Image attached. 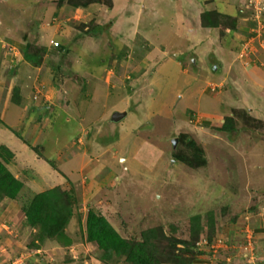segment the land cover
<instances>
[{
    "label": "rangeland",
    "instance_id": "obj_1",
    "mask_svg": "<svg viewBox=\"0 0 264 264\" xmlns=\"http://www.w3.org/2000/svg\"><path fill=\"white\" fill-rule=\"evenodd\" d=\"M179 1L0 0V126L12 140L0 133V143L23 184L0 200V263L105 264L83 236L93 211L126 240L155 232L161 260L184 259L169 238L207 264H264L254 232L264 227V1L205 0L207 12L251 20L258 39L233 54L209 46L245 37L225 36L234 31L224 17L201 30L189 14L198 9ZM17 45L41 50L39 63ZM225 119L232 130H220ZM192 141L204 165L180 161L193 164ZM56 186L75 196L70 242L36 246L41 231L23 209Z\"/></svg>",
    "mask_w": 264,
    "mask_h": 264
},
{
    "label": "trees",
    "instance_id": "obj_2",
    "mask_svg": "<svg viewBox=\"0 0 264 264\" xmlns=\"http://www.w3.org/2000/svg\"><path fill=\"white\" fill-rule=\"evenodd\" d=\"M67 2L72 8H80L97 3L99 0H67ZM200 21L201 26L206 28H216L221 23H223L221 26L227 24L230 30H235L236 28V19H231L230 16H225L217 12L202 13ZM21 51L23 53V59L26 62L30 64L39 63L41 50L36 49L35 52L29 53L26 50V46H24ZM225 121L220 130H232L229 120L225 119ZM190 144L193 147L191 153L193 156V164L189 158L182 156L180 157V161H185L190 167H198V164L204 165L205 160L202 156V149L196 146L193 141ZM10 156L12 154L9 150L4 146H0V200L3 198L10 200L17 199L19 192L23 188V184L11 174L6 166L11 160H9L11 158ZM74 202L75 196L73 190L66 191L58 186L37 193L32 197L23 209V213L27 225L29 227H38L41 231L36 246H41L46 241L63 242L64 244L70 242L65 231L72 217L71 208ZM82 227L84 240L95 245L101 252L100 260L105 264H108L114 257H124L125 264H198L204 262L203 259H199V253L192 251L194 248L189 245L188 241L185 240L179 243L166 237L167 240L172 241V246L175 247V250H177V245L182 244L183 248L185 247L184 249L180 248L184 250V259L174 250L176 254L173 252L161 260L158 258V255L162 251L159 249L160 246H157V243L154 242L156 237L155 232L143 233L141 242L126 240L118 234L105 217L93 211L87 213ZM180 249L179 251H181ZM186 254L189 255L188 258H185Z\"/></svg>",
    "mask_w": 264,
    "mask_h": 264
},
{
    "label": "crops",
    "instance_id": "obj_3",
    "mask_svg": "<svg viewBox=\"0 0 264 264\" xmlns=\"http://www.w3.org/2000/svg\"><path fill=\"white\" fill-rule=\"evenodd\" d=\"M170 1H173L172 3L173 4H176L177 5V2L176 1H179V0H170ZM245 0H238V2L240 3V2H244ZM249 1H252V0H249ZM255 2L256 1H260V0H254ZM262 1H264V0H262ZM180 2V1H179ZM184 2H185V4H186V7H187V10L190 8V7H194V8H197L198 9V11H193V10H191L190 12H189V14L190 15H193L194 16V18H200V14L202 13V12H207V10H209L208 8H211V5L214 3V2H212V3H206V1L205 0H184ZM229 8L231 7L230 5L228 6ZM227 14H229V12L227 13ZM243 22H245V24H243ZM246 22H250L249 24L251 25L252 23H251V20L250 21H248V20H246V19H244V20H240V21H238L237 22V20H236V30H233L234 32L233 33H227V35H225V36H233V38H235L234 36H241L242 38L243 37H245V40H243V41H241V43L239 44V43H234L235 45L234 46H232L233 44H230V46H232L230 49L227 47V46H224V45H221V44H219V45H217L216 44V42H215V44H214V41L215 40H213L212 42H211V46H209L210 47V49H214L215 51H217V52H219V51H224V52H228V51H230V52H232L231 54H233V53H235V51H237V48H239V47H241V50H244V49H246V48H251V46H252V42H253V40L256 38V39H258L256 36H258L257 34H255V33H253L252 31H254V30H251L250 31V28H247V25H246ZM199 25H200V29L202 30V29H205V30H209L208 28H206V27H202L201 26V21H200V23H199ZM240 27H241V29H240ZM238 31V32H237ZM235 32H237L238 33V35H236V34H234ZM228 36V37H229ZM208 37V36H207ZM209 38V37H208ZM210 39V38H209ZM253 39V40H252ZM258 46H259V49H263L264 47H262L261 45H259L258 44ZM16 47H18V49L21 51V49H22V47L20 46V45H17ZM258 49V50H259ZM240 50V51H241ZM252 51V50H251ZM22 52V51H21ZM223 52V53H224ZM230 56V55H229ZM250 59H252V64H253V57L251 56V58ZM237 70H239V69H237ZM247 71V70H246ZM0 73H1V71H0ZM264 84V83H263ZM8 115V114H7ZM9 115H10V113H9ZM10 116H12V115H10ZM8 124L6 123V124H3V123H1V126H0V133H3L4 135H6V137H4L6 140H2L3 142H8V146H9V143H12V140H10V132H8L9 130H7V128H6V126H7ZM1 144H3V143H0V146H3V145H1ZM5 147L8 149V147L5 145ZM10 150V149H9ZM7 168H9V164L7 165ZM10 170V169H9ZM16 178V177H15ZM50 189V188H49ZM43 191H45V190H43ZM4 213H5V211H4ZM9 213V212H8ZM6 214V213H5ZM2 215V214H1ZM12 218V217H11ZM1 220H3V218H2V216H1V218H0ZM5 227H8V226H6V224H0V233H1V231L2 230H4V228ZM254 232L256 233V234H260V235H264V227H259V228H256L255 230H254ZM4 250V249H3ZM2 249L0 250V251H3ZM6 257H8V254H6L5 255ZM21 256H23V255H21ZM0 258H2L1 256H0ZM9 261L10 260H8V261H6V260H4V261H2V263H0V264H12L13 262L11 261L10 263H9Z\"/></svg>",
    "mask_w": 264,
    "mask_h": 264
},
{
    "label": "water",
    "instance_id": "obj_4",
    "mask_svg": "<svg viewBox=\"0 0 264 264\" xmlns=\"http://www.w3.org/2000/svg\"><path fill=\"white\" fill-rule=\"evenodd\" d=\"M126 115V113H114L113 117H112V120L113 121H116V120H119L121 118H123L124 116ZM175 142V140L173 141V143Z\"/></svg>",
    "mask_w": 264,
    "mask_h": 264
},
{
    "label": "built area",
    "instance_id": "obj_5",
    "mask_svg": "<svg viewBox=\"0 0 264 264\" xmlns=\"http://www.w3.org/2000/svg\"><path fill=\"white\" fill-rule=\"evenodd\" d=\"M251 2H255L254 0H252ZM57 46V45H56ZM244 67H249V62H248V60H246L245 62H244ZM208 263V261H206L204 264H207ZM13 264H15V263H13ZM18 264V263H17Z\"/></svg>",
    "mask_w": 264,
    "mask_h": 264
},
{
    "label": "clouds",
    "instance_id": "obj_6",
    "mask_svg": "<svg viewBox=\"0 0 264 264\" xmlns=\"http://www.w3.org/2000/svg\"><path fill=\"white\" fill-rule=\"evenodd\" d=\"M248 60V59H247ZM205 261V260H204ZM205 263V262H204ZM13 264V263H12ZM199 264H203V263H199Z\"/></svg>",
    "mask_w": 264,
    "mask_h": 264
}]
</instances>
